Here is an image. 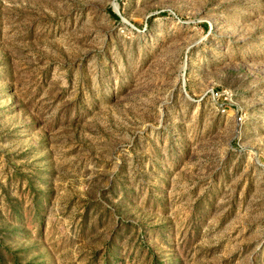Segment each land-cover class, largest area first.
Instances as JSON below:
<instances>
[{
    "label": "rangeland",
    "instance_id": "obj_1",
    "mask_svg": "<svg viewBox=\"0 0 264 264\" xmlns=\"http://www.w3.org/2000/svg\"><path fill=\"white\" fill-rule=\"evenodd\" d=\"M0 264H264V0H0Z\"/></svg>",
    "mask_w": 264,
    "mask_h": 264
}]
</instances>
